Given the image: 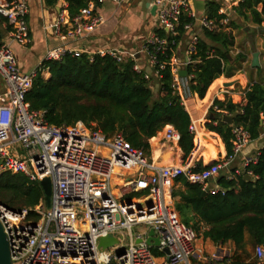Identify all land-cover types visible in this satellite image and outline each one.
I'll return each mask as SVG.
<instances>
[{"label":"built area","instance_id":"obj_1","mask_svg":"<svg viewBox=\"0 0 264 264\" xmlns=\"http://www.w3.org/2000/svg\"><path fill=\"white\" fill-rule=\"evenodd\" d=\"M219 1L218 13L223 17L216 22L207 15H197L192 0H154L157 28L175 36L179 18L185 14L191 21L183 25L182 35L192 32L194 25L203 31H214L227 25L239 0ZM95 8L96 3L89 1L73 17L59 12L52 25L54 33L62 41L89 34L103 21ZM27 14V0H0V17L6 31L5 37L0 36V76L4 84L0 91V174L21 173L37 182L47 177L52 193L49 207L42 199L34 207L21 210L0 201V223L7 237L11 264H191V257L201 263H229L233 255L229 248L220 246L204 254L197 247L196 232L180 220L171 191L176 179L183 177L192 184H200L204 191L210 188L211 192H218L221 188L217 178L223 168H229V179L241 173L253 178L246 167L257 161L259 153L244 160L241 169L230 170L250 141L248 132L240 125L233 126L232 152L215 162L204 164L191 156L180 165H159L149 160L143 148L132 146L121 131L107 136L82 121L48 123L44 111L29 108L26 94L38 75L49 76L46 61L83 51L65 44L54 46L36 67L22 71L11 44L26 47L30 43ZM198 39L192 32L183 58L176 55L179 40L175 54L168 60L171 86L183 105L192 92L194 74L188 72V65L195 62L191 56L196 52ZM167 44L166 37L152 33L141 50L146 54L145 66L135 58L136 52L108 49L95 53L108 54L116 61L124 56L134 58V69L143 70L144 77L152 82L153 75L159 78L155 65L164 67L157 55L164 54ZM182 69H186L185 75L180 74ZM261 117L262 137L264 114ZM162 130L164 140L179 141L180 134L172 125L167 124ZM190 131L194 135L193 122ZM193 143L197 150L200 139L195 135ZM138 225L148 227L133 234L132 228ZM150 229L152 240L158 239L156 245L146 242ZM107 235L116 238V242L102 248L99 238ZM118 243L123 244L121 248L115 252L108 250ZM253 258L256 264H264L263 245L253 247Z\"/></svg>","mask_w":264,"mask_h":264},{"label":"trees","instance_id":"obj_2","mask_svg":"<svg viewBox=\"0 0 264 264\" xmlns=\"http://www.w3.org/2000/svg\"><path fill=\"white\" fill-rule=\"evenodd\" d=\"M65 1L69 17L77 15L89 1L96 4L99 2ZM56 2L44 0L46 6H54ZM219 6L216 1H208L206 4L207 16L216 22L223 17L218 13ZM233 10L235 16H230L227 25L214 31L204 30V38L198 39L196 52L191 56L195 62L188 65V72L194 74V83L190 88L200 98L204 97L199 104L205 102L211 90L219 85V78L224 74L227 62L233 64L237 58L241 62L246 59L244 52H238L233 57L234 61L227 57L234 45L232 30L237 26V20L264 26V0H239ZM190 21L187 15H181L176 27L178 34L175 36L167 34L163 29H155L157 35L168 40L164 54L157 55L164 67L160 69L155 65L159 72V88L155 96L150 79L144 77V71L134 69L137 61L134 58L124 56L121 61H116L108 54L90 55L83 51L77 54L66 53L58 60L46 61L49 76L43 78L38 75L34 79L26 94L29 108L44 111L45 121L53 125L82 121L107 136L121 131L132 146L143 148L147 155L150 154L149 139L170 124L180 134L178 144L185 159L194 148V135L190 131V115L171 86L168 60L175 54L183 25ZM208 113L211 115L210 122L205 127L217 133L222 141L221 144L213 141L207 132L208 142L202 152L204 161L216 157L220 149H223V144L227 154L232 152L233 126H242L250 140L259 137L261 113L264 114V79L250 81L242 101L238 103L232 102L230 98L215 99ZM223 115H232V123L223 121ZM246 169L252 171L253 178L246 179L245 174L241 173L229 179L221 173L217 178V185L221 188L218 192L206 190V194H203L200 184H192L183 177L176 179L171 191L174 208L185 225L214 244L231 241L236 249L245 253L247 245L264 246V146L259 150L257 161L250 163ZM41 199L45 200V197L39 182L30 181L21 173L0 174V201L6 206L17 210L28 209ZM229 263L256 264L253 257L247 259L240 254L232 255Z\"/></svg>","mask_w":264,"mask_h":264},{"label":"crops","instance_id":"obj_3","mask_svg":"<svg viewBox=\"0 0 264 264\" xmlns=\"http://www.w3.org/2000/svg\"><path fill=\"white\" fill-rule=\"evenodd\" d=\"M208 1H216L218 3L220 2L219 0H192V8L197 15H207L206 4ZM27 4V22L29 28L30 43L26 47H22L15 43L11 44L15 55L18 57L17 63H19L25 71H29L36 67L43 60L45 52L49 48L64 44L68 47L77 48L87 53H95L99 50L108 49H116L124 51V53L136 52V55H138V62L140 63V65L145 66L146 54L141 51L142 46L144 44V41L152 33L155 32V29H157V8L154 0H126L122 3H116L114 0H100L98 4H96L95 10L96 13H98L102 17V23L98 25L92 32L83 37L65 41H62L54 33L52 28V25L59 12L63 11L65 15L69 16L66 10L67 3L65 0H57L54 6H46L44 0H27ZM239 22L242 23L248 21L238 19V23ZM242 26H244L243 30L245 31H248V29L256 31L254 35L255 40L253 44L249 40L246 41V48L244 50L238 49L237 47H234V50L236 54L238 52H244L246 54V59L242 63H245V65H249V67L252 68V46H255L254 48H258L257 51L259 52V63L260 61L262 63V55L261 51L259 50L262 38L259 34V30H263V27L256 26L252 23H245ZM5 32L6 31L3 23V18L0 17V36L5 37ZM192 32H195L198 35V38H204V31L196 25L193 26ZM192 32H186L181 36L178 48L176 50L177 57L183 58L185 56ZM183 46L184 48L182 49ZM27 49L30 51V53L24 55V51ZM233 57L234 56L232 55V60ZM141 60H144L145 62H142ZM261 63L259 67L262 66ZM259 67H253L255 68V76L253 80H249L246 74H244V76L240 78L239 82H244L245 84L242 86V88H244L243 94L245 92V89H247L248 83H250V81L260 80L256 79L257 69ZM148 70L151 69L148 68ZM239 75H242L241 72ZM226 78L227 77H225L224 75L220 76L219 85H216L211 90L208 99L205 102L199 104V101L203 100L204 97L200 98L194 92H191V94L186 97L184 106L190 115L191 122H193L194 124V135L196 138H198L197 136H200L201 144L199 143L198 149L195 150L194 148V150H192V152L184 159L183 151L179 147L178 142H168L164 140L163 130H161L155 136L149 139L150 154L148 156L151 161L159 165H180L187 158L193 156V158L201 159L205 164L211 161H216L226 153L225 146L223 144V149H220V152H218L216 157L211 158L208 161H204V158L202 156V152L205 150V145L208 142L207 132L211 135V139L213 141H218L219 144H221L220 142L222 141L217 133L209 131L205 127V125L210 122L211 115L208 113V110L212 106L214 100H225V97H228L227 95H224V93H227V91L221 87V84H223L222 81L226 80ZM153 80H158V78L153 75L152 81ZM260 137L261 136L259 135V137L254 140H258ZM251 141L253 140H250L245 145V147L243 148L245 150L241 152L240 157L237 156L235 158L230 169L231 171L235 167L241 169L244 160L252 158L256 154H258L260 148L264 146L263 145L259 147L256 151L253 152L255 146L248 147V144ZM222 174L228 175L227 173ZM207 241L211 242L208 239ZM226 244L230 245L228 248L231 251L232 249L235 250V244L231 241H228L224 244H214L211 242V245L214 248L213 251L218 249L220 246L225 247ZM196 262L198 263L197 260Z\"/></svg>","mask_w":264,"mask_h":264},{"label":"rangeland","instance_id":"obj_4","mask_svg":"<svg viewBox=\"0 0 264 264\" xmlns=\"http://www.w3.org/2000/svg\"><path fill=\"white\" fill-rule=\"evenodd\" d=\"M245 23H250V22H239L238 23V20H237V26L232 30L233 32V35H234V45L233 47L231 48V51H230V54L235 56L236 53H235V50H234V47H237L238 49H242L244 50L246 47H245V42L246 41H250L252 44L254 43V35H255V30H250L248 29V31H245L243 30L244 26H242L243 24ZM251 24V23H250ZM263 27V30L260 29L259 30V34L262 38V41H261V46H259V50L261 51V55H262V63H261V67H259V71L257 72L256 74V79H264V26ZM250 30V31H249ZM255 46H252L251 47V50L254 51H257L258 48H254ZM184 48V46L182 47V49ZM27 53H30V51L27 49L24 51V55H27ZM16 56V55H15ZM16 59H17V62H18V57L16 56ZM142 62L144 60H141ZM234 61V60H232ZM145 62V61H144ZM19 67L21 68L22 71H25L22 66L18 63ZM253 68V67H252ZM250 68L249 65H245V63H242L239 58H237L235 60V62L233 64L227 62L225 64V70H224V76H228L229 74L231 73H235L233 76L229 77V78H226V80H223L222 83L224 81H231V80H234V79H237V78H241L242 76H244V74H246L248 76V79H254V76H255V68ZM241 72L242 75H239ZM157 84V85H156ZM150 85L152 86V92H153V95L155 96L156 93H157V90L159 88V81L158 80H153L152 82H150ZM245 85L244 82L243 83H236L234 85H231V86H228V87H225L223 86V84H221V87L223 89H225L227 91V93H224V95H227L230 99H232V102L234 103H238L240 101H242V98H243V91H244V88H242V86ZM210 86V85H209ZM4 88V84H3V80L0 76V91ZM237 95V96H235ZM228 97H225L226 99H228ZM222 98V97H221ZM199 139H200V136H197ZM264 145V136L260 137L258 140H253L251 141L249 144H248V147H252V146H255V149L253 150L256 151L259 147L263 146ZM245 149H243L242 151H244ZM241 151V152H242ZM241 153H239V157H240ZM238 157V158H239ZM150 160V159H149ZM221 173H227L229 174V168H223L221 170ZM119 184H121V180L118 181ZM210 190V188L208 189ZM201 228L200 230L202 231L203 230V226L202 224L200 225ZM147 225H138V226H135L132 228V232L133 234H136L138 232H143L147 229ZM195 231V230H194ZM196 232V231H195ZM197 235V241H196V244H197V247L199 249H201L203 251L204 254H207V253H211L213 251V246L211 245V242L207 241V239H204L202 238L201 235ZM120 238H122V236H120ZM122 243H118L116 245H114L113 247H111L110 249L108 250H111L112 252H115L117 249L121 248L122 247ZM230 245L226 244L225 247H229ZM252 249L253 247H251V245H247L246 246V253L245 252H242L240 251V249H232V254L236 255V254H240L242 257H246L247 259H251L252 258ZM190 263L191 264H197L195 258L191 257L190 258Z\"/></svg>","mask_w":264,"mask_h":264},{"label":"water","instance_id":"obj_5","mask_svg":"<svg viewBox=\"0 0 264 264\" xmlns=\"http://www.w3.org/2000/svg\"><path fill=\"white\" fill-rule=\"evenodd\" d=\"M137 57H138V55H135V58H137ZM227 57L229 58L230 61H232V55L230 54V52L227 53ZM251 66L255 67V68L260 66L259 52L258 51H254L252 53ZM180 74L185 75L186 69L180 70ZM239 81H240L239 78L231 80V81H225V82H223V86L228 87V86L236 84ZM235 114L236 113H234V115ZM222 120L231 124L232 120H233V116L232 115H223ZM244 177L246 179H251V176L247 175V174H245ZM39 183L44 190V197H45L46 205L49 207L50 203H51V193H52L51 181L49 178L46 177V178H43L42 180H40ZM113 184H115L114 181H113ZM203 194H206V191H204ZM152 234H153V230L150 229L148 232V237L146 239V242L150 245H156V244H158V239L155 238L154 240H152ZM115 242H116V238H114L110 235L102 236L99 238V246H101L102 248H106L108 246H111ZM164 251L167 253L168 249L165 248ZM0 264H11L8 241H7V237H6V234L3 230L1 223H0ZM219 264H230V263H219Z\"/></svg>","mask_w":264,"mask_h":264}]
</instances>
